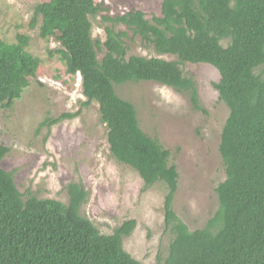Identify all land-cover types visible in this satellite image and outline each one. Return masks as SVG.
<instances>
[{
    "label": "trees",
    "instance_id": "obj_1",
    "mask_svg": "<svg viewBox=\"0 0 264 264\" xmlns=\"http://www.w3.org/2000/svg\"><path fill=\"white\" fill-rule=\"evenodd\" d=\"M103 10L95 0H49L35 6L31 25L39 21L40 37L60 43L66 73L81 77L83 107L98 104L111 156L138 173L144 191L156 184L166 188L164 222L173 239L164 264H264V0H162L160 16L151 20L135 10L102 17L175 61L127 57L126 35L111 28L103 43L93 41L89 18ZM26 43L20 37L10 45L0 37V105L18 99L40 68ZM185 63L217 70L213 87L229 112L218 148L226 175L215 190L218 208L195 231L172 210L178 174L170 152L140 129L134 106L113 88L157 83L188 93L197 110L196 86L180 68ZM7 153L0 146V163ZM67 190V205L35 197L23 201L12 173L0 167V264H141L122 245L135 222L102 235L79 214L83 187L70 184Z\"/></svg>",
    "mask_w": 264,
    "mask_h": 264
},
{
    "label": "rangeland",
    "instance_id": "obj_2",
    "mask_svg": "<svg viewBox=\"0 0 264 264\" xmlns=\"http://www.w3.org/2000/svg\"><path fill=\"white\" fill-rule=\"evenodd\" d=\"M47 1L0 0L1 39L15 45L18 38H26V50L41 61L36 77L20 97L9 106L0 105V146L8 149L0 167L12 173L23 201L35 197L67 205V187L81 185L86 197L80 216L102 235H111L133 220L134 229L123 238V249L141 264H164L173 239L164 222L166 188L156 184L144 191L138 173L111 156L98 104L83 107L81 77L66 73L60 43L55 37H40L39 21L31 25L35 6ZM95 2L104 10L89 18L93 41L103 43L106 28H111L126 35L127 57L176 60L172 55L157 54L125 26H112L102 19L135 10L151 20L160 16L162 0ZM103 55L99 52L98 59ZM180 68L196 86L197 110L188 93L157 83L131 82L113 88L119 98L134 106L140 129L170 152V164L178 174L172 210L189 231H195L218 208L215 190L226 178L218 148L229 112L213 87L219 82L215 68L190 63ZM77 113L74 118L42 126L48 119Z\"/></svg>",
    "mask_w": 264,
    "mask_h": 264
}]
</instances>
